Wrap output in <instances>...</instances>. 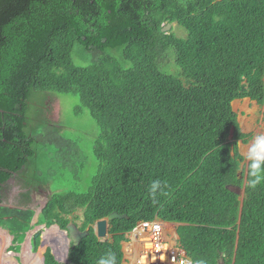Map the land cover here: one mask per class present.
<instances>
[{
  "label": "trees",
  "instance_id": "trees-1",
  "mask_svg": "<svg viewBox=\"0 0 264 264\" xmlns=\"http://www.w3.org/2000/svg\"><path fill=\"white\" fill-rule=\"evenodd\" d=\"M53 93L78 97L75 114L87 109L98 128L85 190L80 147L49 118ZM245 97L264 101V0H0L8 251L19 252L35 226L66 230L72 222L87 237L70 246L67 263L47 248L43 264H98L109 251L121 264L124 232L159 218L178 224L194 264H264V184L246 187L245 135L232 109ZM12 179L20 185L14 206L4 203ZM154 179L167 184L156 202L147 192ZM48 185L32 224L31 194ZM113 212L126 217L108 224L112 243L101 241L93 225ZM39 244L37 236L33 252Z\"/></svg>",
  "mask_w": 264,
  "mask_h": 264
},
{
  "label": "rangeland",
  "instance_id": "rangeland-1",
  "mask_svg": "<svg viewBox=\"0 0 264 264\" xmlns=\"http://www.w3.org/2000/svg\"><path fill=\"white\" fill-rule=\"evenodd\" d=\"M175 27H174V32H176V34L178 36H184L185 35V32L183 31L182 28H180L176 25H175ZM74 62H78L77 51L74 52ZM52 95H55V96L53 97L51 104H50L49 118L51 119V121L53 123L59 124V126H61L62 132L67 138L74 140L79 145L80 150H81L83 157H84V160H85V165H84V169H83V174H84L83 177L84 178L82 181H80V186H81L82 190H85L91 181L92 174L95 173V163L93 160L91 149L93 146V142L95 141V139L97 138V135H98L97 125H96L95 121L91 118L89 111L87 109H84L82 112L75 114L74 108L77 105H79L78 97L71 95V94H55V93H53ZM245 163L246 162L243 160L242 165H244ZM47 167H48V161L45 158V156H42L40 159V168L42 170H46ZM50 184H52V183H50ZM8 185H9L8 186L9 189L6 192L4 203L11 204V205L12 204L17 205L16 197L18 196V192L20 190V185H19V183H17L13 179L8 182ZM50 186L48 185L47 187H45L46 188L45 192L41 191L35 195L31 194V197L34 196L32 198L31 206L36 211H40L39 205L42 206L45 203L47 196L49 197V195H51V193L53 192L51 190ZM236 191L239 194V199L242 200L243 189L239 190L238 188H236ZM78 213H81V211H79ZM44 228H45L44 226H42V227L38 226L36 228L34 227L31 231H29L26 234L27 239H26L25 244H29V238H31L37 231H43ZM50 229H51L50 232L53 235H57V238L53 237V236L51 238H49L50 241H47L44 246L38 248V253H41V255H43L46 248H49L53 257L55 255L54 258H56L60 261V262H58L55 259L56 262L65 263L64 259H65V254H66V251H65L66 240L64 239V235H63V233H61L57 229L56 226H53ZM2 231H3V233L4 232L6 233V230H2ZM46 232H49V229ZM39 238H40V242H41V237H39ZM24 241H25V239H24ZM24 241L19 243L21 254H22V248L24 247L23 246ZM10 243H11V240H9L6 247H1L2 253L6 254V252H7L8 255H10L12 258H14V259L16 258L18 260V262L22 263L21 254H20V256L19 255L14 256L12 253L8 252L7 249L9 247ZM32 244H33V241H31V246L29 244V246L31 248H32ZM16 245H18V243ZM15 253H17V252H15ZM36 254H33V256H36ZM41 262H42V259L40 258V264H41Z\"/></svg>",
  "mask_w": 264,
  "mask_h": 264
},
{
  "label": "built area",
  "instance_id": "built-area-1",
  "mask_svg": "<svg viewBox=\"0 0 264 264\" xmlns=\"http://www.w3.org/2000/svg\"><path fill=\"white\" fill-rule=\"evenodd\" d=\"M176 226L158 218L138 222L124 233L123 264H194L180 245Z\"/></svg>",
  "mask_w": 264,
  "mask_h": 264
},
{
  "label": "clouds",
  "instance_id": "clouds-1",
  "mask_svg": "<svg viewBox=\"0 0 264 264\" xmlns=\"http://www.w3.org/2000/svg\"><path fill=\"white\" fill-rule=\"evenodd\" d=\"M243 159L246 162L242 166V171H243L244 175L246 176V187L248 189H250V190H256L258 186L264 184V133H257L253 137V139L250 142V144L246 146V151L243 154ZM166 188H167L166 182H163L160 179H154V180H152L150 182V184H149V186L147 188V192H148V195L153 199V201L156 202L158 196H160V195H167V193L165 191ZM151 220H153V219H151ZM140 221H143V220H140ZM140 221H138V222H140ZM138 222H136V224ZM168 223H171V222H168ZM173 224H176V223H173ZM135 225L132 228H134ZM176 225H177L176 226V234L178 236V233H177L178 224H176ZM38 226H41V227L44 226L47 230L50 229V228H52L53 226H56L59 231L61 230L57 225H52L50 227H47L45 224H42V225H38ZM38 226H35V228L38 227ZM45 228H44L43 231H40V232H43V234H44L47 231V230H45ZM93 230H94V227H93ZM6 233L8 234L7 231H6ZM94 233H95V231H94ZM9 236H11V235H9ZM31 238H30L29 244L32 241ZM12 239H10V240L12 241ZM42 239L44 240L43 237H42ZM100 240L101 241H105L106 239L103 238V239H100ZM123 240H124V237H123ZM10 245H11V243H10ZM30 251L32 253H35V252L32 251L31 247H30ZM37 251H38V249H37ZM8 252H13V251H8ZM14 256H16V255H14ZM42 258L44 259L43 256H42ZM15 260L18 261L16 258H15ZM58 262H60V261H58ZM18 263L20 264V262H18ZM43 263H44V261H43ZM98 264H118V259H117V256L113 252L109 251V252L106 253V255L102 256L99 259ZM181 264H183V262H181ZM197 264H205V261H198Z\"/></svg>",
  "mask_w": 264,
  "mask_h": 264
},
{
  "label": "crops",
  "instance_id": "crops-1",
  "mask_svg": "<svg viewBox=\"0 0 264 264\" xmlns=\"http://www.w3.org/2000/svg\"><path fill=\"white\" fill-rule=\"evenodd\" d=\"M232 109L236 114V120L238 122L239 128L245 135L244 139L238 142L239 152L243 156L244 152L246 151V146L250 144L253 137L257 133H264V101L259 104L255 100H251L248 97L235 99L232 101ZM52 236V233L48 234V238H51ZM25 242L26 240L24 243ZM120 243L122 247L123 240ZM42 256L43 255H41V259Z\"/></svg>",
  "mask_w": 264,
  "mask_h": 264
},
{
  "label": "water",
  "instance_id": "water-1",
  "mask_svg": "<svg viewBox=\"0 0 264 264\" xmlns=\"http://www.w3.org/2000/svg\"><path fill=\"white\" fill-rule=\"evenodd\" d=\"M170 28H171V24H167V25H165L162 28V31L163 32H167V31L170 30ZM242 90L243 91L245 90L244 86L242 87ZM40 211H36L35 210V214H34V217L32 219V222H31L32 224H35L37 222L38 216L40 214ZM124 217H126V216L125 215H119L118 213L113 212V213L109 214L106 218H103V219H100V220L96 221L95 225L93 226L96 236L99 239H103L104 238V239H106V240H108L109 242L112 243L113 242L112 236L110 234H108V224L114 219H122ZM1 230H3V229H1ZM45 230H47V229L45 228ZM60 232L63 233L64 238L66 240L67 249H66V254H65V259H64L65 260L64 262L66 263L67 262L68 251H69L70 246L75 247V246L79 245L80 242L85 237H87V235L89 233V229L86 228L84 231H80L78 229V227L74 223L70 222V223H68V225L66 227V230H64V231L60 230ZM37 236L41 237V242L39 244V247L40 246H44L46 244V241L42 240L43 232H40V231H37L32 236L31 239H32L33 243H35V238ZM12 238L13 237L11 236V239ZM26 239H27V236H26L25 240ZM29 242H30V238H29ZM30 246H31V243H30ZM10 253H12L13 255H16V256H18V255L20 256L21 250H20L19 253H15V252H10ZM36 253H38V251L35 252V253H32V254H36ZM43 261H44V259L42 258V264H43ZM16 263L19 264L18 261H16ZM221 264H223V263H221Z\"/></svg>",
  "mask_w": 264,
  "mask_h": 264
},
{
  "label": "bare ground",
  "instance_id": "bare-ground-1",
  "mask_svg": "<svg viewBox=\"0 0 264 264\" xmlns=\"http://www.w3.org/2000/svg\"><path fill=\"white\" fill-rule=\"evenodd\" d=\"M10 239L11 237L7 233L5 232L3 233V231L0 229V264H17L14 258H12L11 256L7 254L2 253L1 251V247H6ZM24 244H23L24 247L22 248V254H21L22 264H40L41 255L37 253L36 256H33V254L30 251L29 244H25V245Z\"/></svg>",
  "mask_w": 264,
  "mask_h": 264
},
{
  "label": "flooded vegetation",
  "instance_id": "flooded-vegetation-1",
  "mask_svg": "<svg viewBox=\"0 0 264 264\" xmlns=\"http://www.w3.org/2000/svg\"><path fill=\"white\" fill-rule=\"evenodd\" d=\"M45 190H46V188H44V189L42 188V189H38V190H34V191L32 192V195H33V194L35 195V194H37L38 192H41V191H42V192H45ZM49 196H50V195H49ZM33 197H34V196H33ZM33 197H32V198H33ZM47 200H48V196H47V198H46L45 203H44L42 206L39 205L40 209H42V208L46 205ZM31 203H32V202H31ZM12 206H14V204H12ZM31 207H32V206H31ZM6 254L8 255L7 252H6Z\"/></svg>",
  "mask_w": 264,
  "mask_h": 264
}]
</instances>
